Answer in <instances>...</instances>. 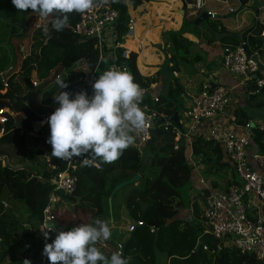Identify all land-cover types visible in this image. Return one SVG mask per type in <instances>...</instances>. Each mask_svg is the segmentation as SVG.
I'll list each match as a JSON object with an SVG mask.
<instances>
[{"label": "trees", "instance_id": "16d2710c", "mask_svg": "<svg viewBox=\"0 0 264 264\" xmlns=\"http://www.w3.org/2000/svg\"><path fill=\"white\" fill-rule=\"evenodd\" d=\"M97 1L95 0V3ZM149 1L111 0L112 7L119 14L116 23L119 43H124L129 6L138 8L145 6ZM237 1L241 6H245L251 0ZM260 1L264 4V0ZM29 11L33 10H21V14L25 15ZM80 14L76 12L68 14V23L62 31L57 32L51 24L46 32L40 28L32 32L33 43L30 46L32 50L22 59L17 76L27 90L34 91V95L47 87L56 74L62 73L64 69L79 61L83 62L88 70H97L98 76L106 70L111 56L105 55L100 59L93 39H81L68 28L78 21ZM57 15L54 12L49 17L54 21ZM9 25L17 27L15 23ZM0 28L2 73L12 64L14 54L2 51L4 47L1 44L3 42L4 45L7 44V37L2 26ZM13 29L9 31L8 37L12 33H18L14 35L16 38L22 37L21 29L18 28V31ZM263 29V25L257 22L238 37L227 33L220 17L209 18L198 24L184 18L179 30L166 33V41L172 45V51L170 57L166 58L164 67L172 75L173 71L179 70L181 63L191 60L189 56L193 42L188 36L200 38L207 44L217 41L223 45L224 50H231L244 42L248 55L257 54L260 57L264 53L261 37ZM39 37L42 38L38 40ZM136 37L139 40L137 30ZM126 46L129 47L128 44ZM134 46L135 42L132 47ZM116 55L117 62L127 67L140 87L150 86L151 80L143 77L136 66L135 53H130L125 59L121 58L122 49H118ZM200 59L196 56L193 61ZM260 73L259 71L258 77L262 78ZM33 75L40 82L36 87L31 83ZM15 77L11 71L6 79L8 86L4 93H1L4 86L0 81V110L14 114L22 112L25 115L20 127L14 126L13 117L8 113H5L7 121L0 123V160L4 161V164L0 162V264H14V257L17 259L16 264H23L25 259L30 260L31 264H40L42 244L35 238V230L42 220V210L54 188L51 179L64 170L66 160L50 154L51 146L46 143L50 129L34 128V124L40 121L41 114L30 105L24 95L19 94L17 88H13ZM244 88L248 96L256 89L254 84ZM182 95L184 88L172 75L166 91L159 93L156 100L150 102L158 121L141 151L130 145L112 162L88 157L92 162L75 173L78 182L74 192L70 195L59 193L60 199L54 211L56 229L68 230L80 224L93 223L96 219L106 220L110 225V219L115 221L116 218L114 208L117 210L123 208L126 221L134 224L133 237L130 239L128 237L123 242L125 243L123 257L129 259L128 264H264V258L257 259L252 255L242 254L231 246L219 245L210 236L203 239L207 250L202 248V244L197 245L202 231L200 221L203 214L199 204L203 202L206 189H200L201 192L191 200L190 205L193 208L191 215L185 213L187 218L183 214L184 218L179 216V212L189 205L188 200L185 202L182 199V192L188 190L191 178L195 174L193 164L201 162L203 174L212 178L226 172V169L231 171L230 163L226 160L219 143L205 141L200 134L191 136L189 145L182 136L175 141L177 126L174 123H160L162 117H169L175 112L178 119L180 118V112L185 111L181 101ZM256 106L264 107V100L257 102ZM236 115L237 124L241 127L253 123L248 114L240 108L236 110ZM252 132L254 135L251 146L254 145L264 154V129L254 128ZM134 174L139 175V180L118 191L109 206L108 198L113 187ZM124 189H127V192L121 202L113 204ZM5 194L25 207L23 208L27 216L26 223L20 224L17 213L12 208L4 206ZM69 202L74 204L72 220L60 221L62 216L69 214L65 212L66 210L61 211ZM130 233L131 231L128 233L129 236ZM123 243L115 244L110 251L111 254L118 252L119 245ZM99 250L104 253L103 249Z\"/></svg>", "mask_w": 264, "mask_h": 264}, {"label": "built area", "instance_id": "2783aa9c", "mask_svg": "<svg viewBox=\"0 0 264 264\" xmlns=\"http://www.w3.org/2000/svg\"><path fill=\"white\" fill-rule=\"evenodd\" d=\"M185 1L192 7V11H189V14H194L195 16L199 13L204 3L202 0ZM218 1L225 5L226 14L234 11L229 6V0ZM210 14L211 18L216 15V13ZM118 16L117 10L111 5V0H98L90 10L80 14L78 21L73 25H69L68 28L81 39H93L100 59L105 57L107 52L112 51L113 54L106 70L111 68L125 70L129 73L123 63L117 62L116 51L122 49L121 58L125 59L133 52L139 56L144 51V43L139 39L137 50L134 51L124 43L118 42L116 30ZM258 16L260 20L264 19V12L259 13ZM38 18L40 21L33 28H40L43 32H46L52 24L53 18L47 17L45 23H41L45 18ZM31 35L30 46L33 43ZM262 36H264V29L261 32ZM130 37L136 38V24L131 18L128 19L123 38L127 40ZM43 42L45 43V40ZM19 50L22 51V47H19ZM224 51L223 71L234 76L240 87L254 84L256 87L254 93H258L264 84V77H258L259 70L256 63L251 59V55L247 54L245 43L241 42L231 50L226 49ZM28 54H30V51L22 59ZM18 69L14 72L12 71L16 76L15 81L18 77ZM172 75L173 77H178L176 71H173ZM7 77L1 79L4 92L8 86ZM58 77L61 79V73L54 76L53 82ZM97 77V70L90 71L85 67L76 79L68 85V88L60 91H68L74 94L84 90L91 95L92 83ZM31 83L33 87L40 84L37 79L31 80ZM141 89L143 90V99L140 107L146 115V127L139 133L132 144L139 151L142 150L150 138V132L158 121L156 113L150 106V102H154L156 96L150 94V86L148 88L141 87ZM238 96L235 88L222 82L220 77L217 81L206 79L197 92L191 96L190 105L185 109V118L188 120V124L183 127L182 123H180V126L176 128L175 141L181 136L190 139L191 136L200 134L205 141L219 143L226 160L230 163L232 175L236 174L240 180H235L233 177L231 181H227L226 187L222 191H208L204 195L201 219L202 231L197 240V245L202 244V248L207 250V245L203 243V239L205 236H210L219 245L231 246L242 254L262 259L264 258V154L257 149L250 152L251 140L254 135L251 125L241 127L237 124ZM58 106L57 103L55 109ZM5 113L13 117L15 126L16 115L2 109L0 110V123L7 121ZM50 115L41 116L38 122L39 129L49 130L47 120ZM255 126L257 127L258 125ZM238 127L242 128L240 132L236 131ZM262 129L258 128V130ZM84 159V157H74L71 160H66L64 170L51 179L54 188L42 210V220L35 230V238L41 242L42 250L45 243H51L55 233H51L49 239L45 240L40 229L47 224H55L54 211L56 203L60 199L59 190H62L65 195H70L74 192L78 182L75 173L86 165ZM0 162L4 164V161L0 160ZM195 170L197 171L196 167ZM211 180L212 177L209 176L201 177L199 183L202 187H208ZM140 224L138 223V225ZM129 230L132 231L133 226L129 227ZM39 260L40 264H49L47 257L42 255V252Z\"/></svg>", "mask_w": 264, "mask_h": 264}, {"label": "clouds", "instance_id": "9594fccd", "mask_svg": "<svg viewBox=\"0 0 264 264\" xmlns=\"http://www.w3.org/2000/svg\"><path fill=\"white\" fill-rule=\"evenodd\" d=\"M17 10L31 9L42 18L54 12L58 15L52 26L59 32L67 25L72 12L85 13L95 5V0H11ZM59 89L68 88L65 80L56 79ZM143 90L132 75L125 70L108 69L92 83V94L81 90L76 93L60 91L54 96L58 107L48 117L50 134L46 143L51 145V155L71 160L84 157L90 164L99 158L104 162L116 160L132 145L146 127V115L140 107ZM45 240L55 233L51 243H45L42 255L49 264H128L121 253L106 257L96 247L112 235L109 222L96 219L68 230H57L55 224L40 229ZM23 264H31L25 259Z\"/></svg>", "mask_w": 264, "mask_h": 264}, {"label": "crops", "instance_id": "0c3cea01", "mask_svg": "<svg viewBox=\"0 0 264 264\" xmlns=\"http://www.w3.org/2000/svg\"><path fill=\"white\" fill-rule=\"evenodd\" d=\"M202 1L204 2L203 7L205 11L220 15L217 10L212 8V6H208L206 0ZM214 2H216V5L219 3L216 0H214ZM256 2L261 3L260 0H251L247 6H242L243 9L235 16V21L233 23L229 21V19L225 20L226 18L220 17L221 23L225 27L228 34L240 37L246 29H249L257 22L264 26V22H262L264 19L260 20L258 16L259 13L264 12V4L261 3V5L258 6L259 13H257L256 9L252 6ZM229 6L236 10L241 5L237 0H229ZM249 8H253L254 10L251 11L252 17L248 19L247 14L249 13ZM181 11L182 3L180 0H150L145 6L138 8L129 6L128 8V16L135 21L138 38L144 43V53H142L143 55L141 54L137 56L136 66L143 77L151 80L150 94L153 96H157L159 93H164L166 91L169 85V79L172 76L170 71L164 67L166 58L170 57L172 51V45L166 41V33L169 31L179 30L182 27L184 18L187 20H193L191 17L192 14H189V11L184 14H182ZM27 15L28 13L25 15L19 14L22 19L17 21L18 23H15V25L17 24V28H19L18 25L21 24V22L27 19ZM31 17H29V21ZM13 34L14 33L11 34V37H14L12 36ZM188 39L193 42L191 54L189 56L191 60L187 63H181L179 65V70L177 71V79L181 82L185 92L186 100L183 102L185 108L187 107L191 96L209 77H211V80L214 81H217V79L219 80L220 77L222 82L233 86L238 95H242V92H245L244 87L238 86L237 79L234 76L226 74L219 68V64L223 62L225 54L221 43L215 41L211 44H207L204 40L200 38L196 39L192 36H188ZM124 44H127V40H124ZM111 54H113L112 51ZM196 56L201 59L199 61H193V58ZM258 59L264 64V56H262V58L258 56ZM170 65L171 64H169V66ZM204 73H207L209 76L205 77ZM260 74L264 77V72H261ZM184 112L183 115L185 117ZM18 114L21 115L18 116ZM15 115L18 116L16 118V124L20 121L19 123L21 125V121L25 118V115L22 112ZM178 120L179 123H181V119L179 118ZM255 125L264 129V125L262 123L258 124V122H255ZM241 130V127L236 129L237 132H240ZM186 141L189 145L188 138H186ZM254 150H256V147L252 145L250 147V152ZM222 174L221 178H219V175L217 177H213V183L208 184V187H202L199 183V179L206 176L203 172L195 170V174L192 176L190 186L187 190L189 205L191 203L190 201L198 195L199 192H201L200 189L202 188L206 189L207 192H219L225 189L227 181H231L233 175L231 172L227 171ZM182 211L179 212L180 217L182 216ZM186 213L191 215L190 211H187ZM114 215H116V218L115 221L112 219V222L110 223L111 230L116 228V230L121 234L122 232L129 233L131 231L129 230V227L134 226V224H129L126 221L123 208L114 212ZM98 243L100 245L99 247L104 246L103 240ZM115 244L119 243L117 242ZM106 248L109 249V246H106Z\"/></svg>", "mask_w": 264, "mask_h": 264}, {"label": "rangeland", "instance_id": "374dc122", "mask_svg": "<svg viewBox=\"0 0 264 264\" xmlns=\"http://www.w3.org/2000/svg\"><path fill=\"white\" fill-rule=\"evenodd\" d=\"M206 1L208 3V6L209 5L212 6V8L217 10V12L220 15H226L225 5H223L222 2L216 0L217 2H219L216 5V2H214V0H206ZM212 2H213V4H212ZM248 10H249V13L247 14L248 15L247 18L249 19L252 17L251 11H253L254 9L249 8ZM238 13H240V12H238ZM19 14L22 15L21 10H17L14 7V5H12L11 1L9 3H5V4L1 3L0 4V27L2 26V29L6 32L5 37H7V41H6L7 44L4 45L5 43L3 42L1 44V46L4 47L2 49V51L4 50L3 52L11 53L12 55L14 54L16 57V61H15V64H14V67L12 70L13 72L18 69L22 57L25 54L29 53V51L31 52L32 48L30 47V35L34 31V28H33L34 25L36 23H39V21H40V19L38 17L32 16V18H30L26 34L22 35V37H20V38H16V37L12 38L11 36L8 37V35L10 34L9 31L14 28V27H10L9 23H17V21H20L22 18L19 16ZM46 19L47 18H45L41 23H45ZM227 19H229V21H231L232 23L235 21V18H226L225 20H227ZM18 30L19 29L17 27H15L13 29V31H18ZM31 37H32V35H31ZM10 38H12L11 41L9 40ZM41 38L42 37H39L38 40ZM31 40H33V38ZM19 47H22L23 50L20 51ZM106 55L110 57L112 54H111V52H107ZM262 56H264V53H262V55H260V58H262ZM11 63L13 64L12 60H11ZM219 68L221 71L223 70L222 63L219 64ZM84 69H85L84 63L79 61V62L75 63L74 65H72L71 67L64 69L61 73V76H62L61 79L65 80V83L70 85ZM207 76H209V75L206 73L205 77H207ZM34 79H36V77L33 75L31 80L34 81ZM207 79L210 80L211 77H209ZM12 85H13V88H17L19 94H22L27 98L30 105L33 108H35L37 111H39L41 116L46 115V114H52L54 112V109L57 105L56 101L54 100V96L59 95V92L61 90L57 86L56 81L53 82V80H52L50 82V84L47 87H45L41 92H39V94H37V95H34V91L27 90L24 87L23 83L20 81L19 76L16 78V81L12 83ZM1 92L4 93V90H1ZM196 92H197V90L195 91V93ZM241 96H242V99H241ZM184 100H186L185 96L182 95L181 101L184 102ZM263 100H264V93H260L255 98H249V96L246 92H242V95L239 94V96H238L239 108L244 110L248 114V116L251 118V120L254 124H255V122H258V124L262 123L264 125V107L260 108V107L256 106L257 102L263 101ZM190 102L191 101H188L187 106L190 105ZM15 117L17 118L18 116L16 115ZM179 117L181 119V123H182L183 127H186L188 124V120L184 117L183 111L180 112ZM34 128L36 130L39 129L38 122H36L34 124ZM256 128L258 129L259 127L257 126ZM193 165L196 167L197 170L202 172L201 162L198 161L197 164H193ZM225 171L231 172L230 169H226ZM222 173H219L214 177H217L219 175V178H221L223 175ZM233 177L235 180L240 181L236 174H234ZM126 192H127V189H124L123 192H121L115 198V201L113 202V204H115V203L119 204L121 202L122 198L125 196ZM182 199L185 202H187V200H188V194H187L186 189L182 192ZM191 203H192V201H191ZM3 204L7 208H12L15 211V213H17V216L19 217L20 224L26 223V217L27 216H26V213L24 210L25 207L19 201L10 199L8 197V195L5 194L3 197ZM199 207L203 211V202H201L199 204ZM62 209L63 210H61V211L66 210L65 212L69 213V214L62 216L60 218V221H64V222L71 221L72 220L71 214H74V204L72 202H69V203H67V207L62 208ZM192 209H193L192 205H187V207L185 206V208L183 209L184 211L181 212V215L183 214V216L186 217L185 213L187 211H190V213H191ZM114 211L116 212L118 210L116 208H114ZM110 223H111V221H110ZM19 236H20V238H22L21 233H19ZM128 237H129L128 233L122 232V234H121L115 228L112 230V235H111L110 239L107 240L109 242L104 241L103 247H99L100 245L97 242L96 247H98L99 249H103V251H104L103 254L106 257H108L111 254L110 251L113 250L112 247L115 245V243H117V242L123 243L127 240ZM106 246H109V249H107ZM13 260H14L13 261L14 264H16L17 263L16 257H14Z\"/></svg>", "mask_w": 264, "mask_h": 264}, {"label": "water", "instance_id": "95a60500", "mask_svg": "<svg viewBox=\"0 0 264 264\" xmlns=\"http://www.w3.org/2000/svg\"><path fill=\"white\" fill-rule=\"evenodd\" d=\"M181 3H182V11L181 13L184 14L185 12H188V11H192V7L186 3L185 0H180ZM1 3H9V0H0V4ZM261 3L260 2H256L253 7L256 9L257 13L259 12V8L258 6H260ZM243 9L242 6H240L238 9L234 10L233 12L231 13H227L226 15H215V17H221V18H235V16L238 14L239 11H241ZM31 16H35V17H40L38 16L37 14H35L34 12H30L28 13L27 15V19L24 20L20 25H19V28L22 30L21 31V35H24L26 34L27 32V29H28V25H29V17ZM192 19H193V22L194 24H198V23H202L204 22L205 20L211 18V14L207 11H205L204 7L202 6L200 8V11L199 13H197V15L195 16H191ZM262 42H263V46H264V36H262ZM251 59L256 63L257 65V68L260 72H264V64L258 59V55L257 54H253L251 55ZM13 64H11L4 72L0 73V81L2 78H5L7 77L11 71L13 70V67H14V64H15V61H16V57L15 55L13 56ZM213 86V85H212ZM259 94L260 93H264V84L263 86L259 89ZM259 94H252L249 96V98H255L257 97ZM184 96H185V92H184ZM164 122H168V123H174L177 127L180 126V123H179V120H178V114L177 112L173 113L171 116L169 117H166V118H162L160 120V123H164ZM15 127H20V123L18 124H15ZM251 128L254 129L256 128L255 124L254 123H251ZM139 175L137 174H134L131 178L129 179H126L120 183H118L117 185H115L113 187V189L111 190L110 192V195H109V198H108V202H109V206H111V201H112V198L114 197V195L122 190L124 187L128 186V185H131V184H134L136 181L139 180ZM59 193L61 195H65L64 192L62 190H59ZM110 221L112 222V219H110ZM133 237V232L131 231L130 233V236H129V239ZM124 244L123 243L122 245H119V253L122 254L123 256V248H124ZM129 261V259H127Z\"/></svg>", "mask_w": 264, "mask_h": 264}, {"label": "bare ground", "instance_id": "6f19581e", "mask_svg": "<svg viewBox=\"0 0 264 264\" xmlns=\"http://www.w3.org/2000/svg\"><path fill=\"white\" fill-rule=\"evenodd\" d=\"M137 38V37H136ZM134 38V37H130L129 39H127V44L129 45V48L136 51L137 50V46H138V40ZM135 42V46L132 47L133 43ZM126 45V44H125ZM144 53V52H142ZM141 55V54H140Z\"/></svg>", "mask_w": 264, "mask_h": 264}, {"label": "flooded vegetation", "instance_id": "af4514ba", "mask_svg": "<svg viewBox=\"0 0 264 264\" xmlns=\"http://www.w3.org/2000/svg\"><path fill=\"white\" fill-rule=\"evenodd\" d=\"M11 0H9V2H10ZM2 4H5V3H2ZM29 12H33V11H29ZM29 12H27V13H29ZM32 18V17H31ZM20 25V24H19ZM19 25H18V27H19ZM20 29V28H19ZM18 34V33H17ZM16 33H14L12 36H14V35H17Z\"/></svg>", "mask_w": 264, "mask_h": 264}]
</instances>
